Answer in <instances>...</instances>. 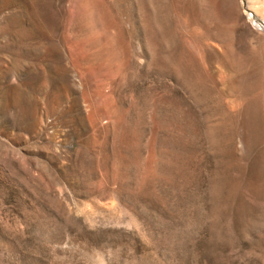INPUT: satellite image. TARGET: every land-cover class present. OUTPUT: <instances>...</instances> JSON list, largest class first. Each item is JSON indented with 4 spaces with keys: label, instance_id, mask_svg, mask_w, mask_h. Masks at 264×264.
Wrapping results in <instances>:
<instances>
[{
    "label": "rangeland",
    "instance_id": "obj_1",
    "mask_svg": "<svg viewBox=\"0 0 264 264\" xmlns=\"http://www.w3.org/2000/svg\"><path fill=\"white\" fill-rule=\"evenodd\" d=\"M254 9L0 0V264H264Z\"/></svg>",
    "mask_w": 264,
    "mask_h": 264
},
{
    "label": "bare ground",
    "instance_id": "obj_2",
    "mask_svg": "<svg viewBox=\"0 0 264 264\" xmlns=\"http://www.w3.org/2000/svg\"><path fill=\"white\" fill-rule=\"evenodd\" d=\"M250 2L253 5V7L255 8L254 10H256L257 13H259L260 15H263L264 16V0H250ZM35 9H36L35 10L36 11V14H38L39 13L38 7H36ZM261 25H263V24H261Z\"/></svg>",
    "mask_w": 264,
    "mask_h": 264
}]
</instances>
